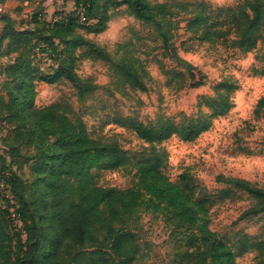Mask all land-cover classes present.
Listing matches in <instances>:
<instances>
[{
    "label": "trees",
    "instance_id": "trees-1",
    "mask_svg": "<svg viewBox=\"0 0 264 264\" xmlns=\"http://www.w3.org/2000/svg\"><path fill=\"white\" fill-rule=\"evenodd\" d=\"M33 1L40 10L29 16L32 28L18 24L7 12L0 14L4 25L0 47L6 42L3 55L8 61L0 66V118L10 125L5 143L14 142L0 148V177L5 181L0 200L7 205L0 208V264H111L116 258L129 263L138 253L135 235L126 226L115 224L122 225L140 208L170 213L175 228L184 229L185 246L195 249L191 255L195 264H236L238 253L263 248L264 241L253 242L245 235L237 250L209 227L204 203L188 191V184L171 181L160 171L156 158L134 162L118 143L93 138L73 106L61 102L36 106L37 81L55 84L66 80L75 88L79 101L96 89L89 78L78 74L77 64L85 59L113 64L107 49L88 35L105 32L116 10L125 7L126 15L152 28L165 49L172 45L178 27L172 10L150 0H75L73 11L48 20L42 13L45 0ZM193 7L183 10L192 14L189 27L201 30L200 40L218 43L219 37L233 32V46L246 52L256 49L259 30L264 26V3L246 1L237 8H212L200 2ZM81 9L86 17L83 22ZM131 43L118 44V50L126 52L113 67L122 86L141 89L147 72L140 70L143 61L131 56ZM212 99L214 114L229 110V97ZM116 122L128 126L120 118ZM129 127L150 143L174 135L194 141L209 128V121L184 116L178 121H133ZM22 149L30 152L18 162ZM25 165L29 166L28 178L20 174ZM128 166L136 169L139 187L117 189L96 184L94 169ZM223 181L231 188L221 194L228 197L235 188L253 200L242 218L264 213V189L239 178ZM11 208L19 214L21 227L15 225ZM108 246L115 254L101 248ZM261 255L260 264H264V253Z\"/></svg>",
    "mask_w": 264,
    "mask_h": 264
},
{
    "label": "rangeland",
    "instance_id": "rangeland-1",
    "mask_svg": "<svg viewBox=\"0 0 264 264\" xmlns=\"http://www.w3.org/2000/svg\"><path fill=\"white\" fill-rule=\"evenodd\" d=\"M23 1L8 0V8L17 15L18 24L26 23L25 28H32L26 15L31 16L40 9L38 5H31L30 0L25 7ZM74 1L46 0L42 7L44 18L53 20L55 15L70 12ZM150 1L163 3L173 12L178 27L170 48L162 47L152 28L126 15L125 7L116 10L105 32L88 35L107 49L113 64L126 52L118 50V44L131 41L128 46L131 56L142 60L140 70L147 72L142 78L144 88L124 87L113 64L85 59L77 64V72L97 86L93 92L79 101L75 88L66 80L55 84L37 81L36 106L68 103L80 113L93 138L118 143L133 156L134 162L156 158L160 171L171 181L189 185L188 191L204 203L210 217L209 227L226 237L237 250L245 235L253 242L264 241V213L241 217L253 200L235 188L228 197L221 194L223 189L231 188L224 183L225 178L244 179L264 189V26L259 30L256 49L246 52L230 42L235 37L233 32L219 37L218 43L200 40L201 30L189 27L192 14L183 10L186 7L191 11L200 2L212 8H237L246 1L264 3V0ZM3 26L0 22V36ZM5 53L6 42L0 47V66L7 63ZM221 95L229 97L230 108L225 114L217 115L212 109V98L218 99ZM184 116L208 120L209 128L194 141H184L174 135L150 143L129 127L133 121L145 124L160 118L178 121ZM118 118L128 126L117 123ZM5 137L0 131V148L14 143L10 140L6 144ZM22 151L16 158L18 162L30 152ZM28 167L25 165L20 171L25 178L30 174ZM93 173L96 184L102 187H139L133 166L94 169ZM119 224L115 226H126L135 235L138 253L129 263H120L116 258L111 264H195L191 257L195 249L185 246L181 234L184 229L175 228L169 212L140 208L125 223ZM101 248L109 255L115 254L110 246ZM260 252L264 253V247L240 252L236 264H260L263 257Z\"/></svg>",
    "mask_w": 264,
    "mask_h": 264
},
{
    "label": "built area",
    "instance_id": "built-area-1",
    "mask_svg": "<svg viewBox=\"0 0 264 264\" xmlns=\"http://www.w3.org/2000/svg\"><path fill=\"white\" fill-rule=\"evenodd\" d=\"M29 1L27 0L26 3H28ZM3 12H6L5 10V5L3 2H0V14L3 13ZM79 16H80V20L83 22L85 21L86 17H85V13L83 11V9H81L79 11ZM60 18L59 16L55 17V19H58ZM10 130V125L5 121L3 120L2 118H0V131H3V133L7 134L8 131ZM5 188V181L3 178L0 177V192ZM7 207L6 203L4 202V200H0V208L1 209H5ZM10 212H11V216H12V219L15 223L16 226L18 227H21L22 224H21V219H20V216L19 214H17L15 211H14V208H11L10 209Z\"/></svg>",
    "mask_w": 264,
    "mask_h": 264
},
{
    "label": "crops",
    "instance_id": "crops-1",
    "mask_svg": "<svg viewBox=\"0 0 264 264\" xmlns=\"http://www.w3.org/2000/svg\"><path fill=\"white\" fill-rule=\"evenodd\" d=\"M26 1L27 0H24L23 2H22V5H24L25 7H27L26 5H28V3H26ZM46 1V0H45ZM44 1V2H45ZM44 2H43V6H44ZM75 2V1H74ZM3 3H4V5H5V10H6V12L7 13H9L13 18H15V19H17V15H14V12L13 11H10L9 10V8H8V0H3ZM31 5H33L34 7H36V5H38V2L37 1H33V2H31ZM75 9V3H74V5L71 7V10L70 11H73ZM26 17H29V16H27L26 15ZM48 19V18H47ZM52 19V18H51ZM48 20H50V19H48ZM91 37V36H90ZM8 62V61H7ZM0 82H1V75H0Z\"/></svg>",
    "mask_w": 264,
    "mask_h": 264
}]
</instances>
